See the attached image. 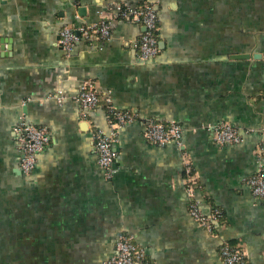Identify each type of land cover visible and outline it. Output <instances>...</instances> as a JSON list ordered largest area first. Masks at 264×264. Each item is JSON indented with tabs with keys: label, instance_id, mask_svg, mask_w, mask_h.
<instances>
[{
	"label": "crops",
	"instance_id": "0c3cea01",
	"mask_svg": "<svg viewBox=\"0 0 264 264\" xmlns=\"http://www.w3.org/2000/svg\"><path fill=\"white\" fill-rule=\"evenodd\" d=\"M116 2L154 5L158 54L140 61L141 26L118 20L106 40L80 39L66 56L61 28L111 19L105 9ZM83 81L136 116L118 130L109 178L92 136L107 129L104 102L83 115L72 99ZM21 118L48 135L28 174L14 130ZM148 119L180 124L181 144L148 142ZM222 122L240 131L239 143L213 141ZM187 165L199 208L221 211L211 230L188 213ZM258 169L264 0H0V264H103L120 233L148 264H222L224 243L264 264V197L246 182Z\"/></svg>",
	"mask_w": 264,
	"mask_h": 264
},
{
	"label": "built area",
	"instance_id": "2783aa9c",
	"mask_svg": "<svg viewBox=\"0 0 264 264\" xmlns=\"http://www.w3.org/2000/svg\"><path fill=\"white\" fill-rule=\"evenodd\" d=\"M113 18H101L92 24H83L77 28L63 26L60 30L58 42L69 56L75 42L82 39L90 43L103 42L110 34L114 21L126 20L138 23L142 31L136 41L137 57L140 61L154 58L158 52V16L154 5L150 2L141 4H128L116 2L105 9ZM58 102L66 99L62 91L53 95ZM83 108V115L87 110L95 108L100 101L104 102V111L107 129L94 130L93 145L98 166L103 170L104 176L109 178L114 173L113 161L116 158L114 144L117 142L118 130L121 126L136 120L135 114L129 110L116 109L108 92L101 93L90 81H83L78 92L72 96ZM214 142L223 144L239 143L242 139L240 131L228 122H222L211 127ZM17 142L21 152L19 168L22 173H30L36 164L37 154L48 142L45 128L28 124L23 118L14 128ZM182 128L175 121H158L148 119L143 127V136L152 144H165L174 142L181 144ZM183 180L185 194L188 196V213L200 226L211 230L221 217L218 208H211L209 212H203L198 205L196 191L198 184L191 174L189 165L184 168ZM254 197H264V172L258 169L246 180ZM222 264H250L240 246L224 243L219 250ZM103 264H148L145 260L144 249L139 246L131 234L120 233L114 242V252Z\"/></svg>",
	"mask_w": 264,
	"mask_h": 264
},
{
	"label": "water",
	"instance_id": "95a60500",
	"mask_svg": "<svg viewBox=\"0 0 264 264\" xmlns=\"http://www.w3.org/2000/svg\"><path fill=\"white\" fill-rule=\"evenodd\" d=\"M235 57H237V58H238V57H243V56H241V55H237V56H235Z\"/></svg>",
	"mask_w": 264,
	"mask_h": 264
}]
</instances>
